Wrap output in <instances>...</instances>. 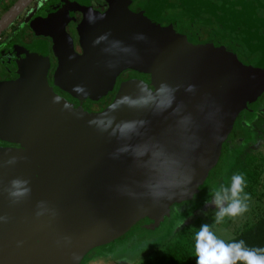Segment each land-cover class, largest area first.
<instances>
[{"label": "water", "instance_id": "water-1", "mask_svg": "<svg viewBox=\"0 0 264 264\" xmlns=\"http://www.w3.org/2000/svg\"><path fill=\"white\" fill-rule=\"evenodd\" d=\"M30 1L0 17V32ZM100 21L80 35L82 93L98 99L127 68L156 86L122 83L97 113L44 77L0 88V131L20 145L0 152V264H80L159 220L205 188L237 118L264 96L263 0H114ZM123 97L137 103L113 108ZM123 123L134 130L122 134ZM13 180L29 193L11 197Z\"/></svg>", "mask_w": 264, "mask_h": 264}, {"label": "flooded vegetation", "instance_id": "flooded-vegetation-1", "mask_svg": "<svg viewBox=\"0 0 264 264\" xmlns=\"http://www.w3.org/2000/svg\"><path fill=\"white\" fill-rule=\"evenodd\" d=\"M16 1L0 0V17ZM113 1L31 0L0 32V88L13 87L20 82L40 81V78L44 77L52 92L66 103L79 105L89 112L97 113L111 104L122 83L147 87L153 83L155 87L156 83L152 81L151 74L129 68L119 71L114 76L111 88L106 89L105 94L98 99L85 96L77 84L79 76L74 66L80 62L77 58L83 55L84 51L80 43V35L86 34L83 27L102 24L104 20H100L108 14L110 3ZM121 1L131 4L135 0ZM126 16H130L129 13ZM86 30L88 31V28ZM89 30L93 28L90 27ZM3 97L4 92L0 90V99ZM12 97L13 92L6 93L7 99ZM258 105L252 110L253 117L242 118L241 124L246 131L248 128L254 129L256 123L262 125L264 130V112L257 109ZM19 146L18 142L12 141L10 135L0 131V152ZM107 254L93 257L107 260ZM104 263L105 261L100 264Z\"/></svg>", "mask_w": 264, "mask_h": 264}, {"label": "rangeland", "instance_id": "rangeland-1", "mask_svg": "<svg viewBox=\"0 0 264 264\" xmlns=\"http://www.w3.org/2000/svg\"><path fill=\"white\" fill-rule=\"evenodd\" d=\"M255 106L256 104L246 109L242 115L249 119L253 117L252 110ZM257 109L264 112V98ZM257 128L255 127V129ZM258 129L259 133H263L262 125ZM244 130L241 122H235V130L230 135L231 144L234 145L228 151L230 155L227 159L221 157L214 171L208 177V181L204 185L205 188L201 186L200 188L203 189L197 193L177 199L182 195L180 193L175 198L177 200L168 205L159 220L140 222L130 228L121 238L91 249L80 264H100L104 261V264H145L150 257L157 256L174 247L179 248L185 254L186 261L183 264H196L195 238L201 224H209L217 238L227 241L234 233L236 234L262 217L264 215V134L258 143L253 146L249 145L247 148L251 157L248 161L249 169L245 175L246 179H244L246 185L244 191L251 197L248 201V211L237 217L226 216L221 223L216 224L217 209L214 206L205 205V200L211 201L210 193L213 189H219L221 185L230 187L234 176L232 171L236 162V153L249 140L248 133ZM236 132L240 133L238 134L240 136L235 144L233 137ZM223 160L225 162L222 169ZM105 253L107 260L93 257Z\"/></svg>", "mask_w": 264, "mask_h": 264}, {"label": "clouds", "instance_id": "clouds-1", "mask_svg": "<svg viewBox=\"0 0 264 264\" xmlns=\"http://www.w3.org/2000/svg\"><path fill=\"white\" fill-rule=\"evenodd\" d=\"M165 86H162V90ZM191 90V86L190 89ZM121 103L135 104L136 101H130L128 97H123L113 105L117 107ZM103 123V122H101ZM111 121H108L110 126ZM119 131L124 134L134 130L133 123H123L118 125ZM14 161H9L12 163ZM26 185L27 181L13 180L11 182L10 196L13 198L27 195L29 188L24 187L21 190V185ZM245 180L242 174H236L232 177L230 187L221 185L219 189H213L210 195L211 201L205 200L206 206H214L217 211L215 213V223L222 222L224 217H237L248 211V201L250 195L244 191ZM43 209V205H41ZM43 211L37 215H42ZM206 214V213H204ZM6 220V217H0V221ZM196 264H264V248L249 249L245 246V241L226 243L224 240L217 238L207 223L201 224L195 238Z\"/></svg>", "mask_w": 264, "mask_h": 264}, {"label": "trees", "instance_id": "trees-1", "mask_svg": "<svg viewBox=\"0 0 264 264\" xmlns=\"http://www.w3.org/2000/svg\"><path fill=\"white\" fill-rule=\"evenodd\" d=\"M242 118H243V115L241 114L237 118L236 122L237 121L238 123L242 122L243 121ZM254 126L258 128L260 127L257 123ZM258 128L257 129L248 128L247 131L244 130L245 132L248 133L249 140L246 141L247 143L245 142L246 144L241 148L240 151L236 153V162H235V166L233 167L232 172L234 175L242 174L244 179H246L245 175L249 169L248 161H249V158H251L248 153L247 148L249 147V145L253 146L256 143H258L261 140V136L264 133V130H263V133H259ZM234 130L235 128L232 130V132ZM238 134L240 133L236 132V135L233 137V142L235 141V144L237 143L238 136H240ZM230 135H229V140L225 144H223V152L225 153L226 159L230 155L228 151L232 148V146H234L230 144L232 143L230 140V137H231ZM241 139H243V137H241ZM240 240L245 241V246L249 249L264 248V215L258 218L256 221H254L249 226L238 231L233 238L228 239L225 242L232 243V242H238ZM185 261H186V256L185 254H183L182 250L174 247L157 256L150 257L145 264H183ZM237 264H242V262H237Z\"/></svg>", "mask_w": 264, "mask_h": 264}, {"label": "crops", "instance_id": "crops-1", "mask_svg": "<svg viewBox=\"0 0 264 264\" xmlns=\"http://www.w3.org/2000/svg\"><path fill=\"white\" fill-rule=\"evenodd\" d=\"M234 236H235V233L233 234V236L231 238H233ZM231 238H229V239H231Z\"/></svg>", "mask_w": 264, "mask_h": 264}]
</instances>
